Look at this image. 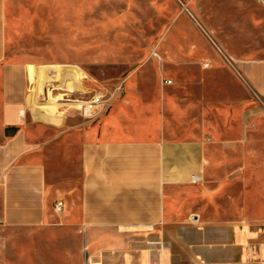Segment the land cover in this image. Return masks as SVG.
I'll return each instance as SVG.
<instances>
[{
    "label": "crops",
    "instance_id": "0c3cea01",
    "mask_svg": "<svg viewBox=\"0 0 264 264\" xmlns=\"http://www.w3.org/2000/svg\"><path fill=\"white\" fill-rule=\"evenodd\" d=\"M186 8L241 78L202 39L124 23L84 59L122 73L86 118L58 100L104 89L85 70L11 64L0 47V227L19 264H188L168 254L192 253L193 237L194 264H264V119L250 115L251 94L264 99V1Z\"/></svg>",
    "mask_w": 264,
    "mask_h": 264
},
{
    "label": "rangeland",
    "instance_id": "374dc122",
    "mask_svg": "<svg viewBox=\"0 0 264 264\" xmlns=\"http://www.w3.org/2000/svg\"><path fill=\"white\" fill-rule=\"evenodd\" d=\"M124 23L144 26L143 36L149 34L155 41L165 28H170V33L177 38L202 39L212 53L203 48L201 54L207 53L212 60L217 59L218 65L238 72L241 78L237 65L209 32L202 29L195 15L189 13L186 0H0V47L11 64L76 65L85 70L92 81L99 82L98 88H104H100L102 93L110 96L121 82V69L113 63L100 65L84 59L97 53L100 43L118 37ZM34 58L39 61L34 62ZM203 62L213 64L209 60ZM220 76L226 79L224 73ZM251 100L254 103L250 105L251 117L264 119V99L252 93ZM4 230L0 227V264H19L18 254L3 244L7 240L3 236L10 235ZM19 240L14 239L11 246H18ZM50 240L38 239L37 244H50ZM60 240L63 246L74 244L73 239ZM184 240L191 242L192 253L175 256L172 253L177 248L172 246V253L168 254L170 262L180 256L186 258V263L194 264L198 258L193 248L197 239ZM43 256L50 258L49 254Z\"/></svg>",
    "mask_w": 264,
    "mask_h": 264
},
{
    "label": "built area",
    "instance_id": "2783aa9c",
    "mask_svg": "<svg viewBox=\"0 0 264 264\" xmlns=\"http://www.w3.org/2000/svg\"><path fill=\"white\" fill-rule=\"evenodd\" d=\"M166 83H171L167 80ZM46 90L50 93H57L55 97L58 98V94L65 89L64 83L60 79H54L46 85ZM120 86L117 87V90ZM65 100L73 103L77 111L86 118H95L99 113L106 111L109 108V96L101 91L91 93L86 98L66 96V93L58 100ZM196 180V178H194ZM62 201H57L55 204V210L60 211L62 208Z\"/></svg>",
    "mask_w": 264,
    "mask_h": 264
},
{
    "label": "water",
    "instance_id": "95a60500",
    "mask_svg": "<svg viewBox=\"0 0 264 264\" xmlns=\"http://www.w3.org/2000/svg\"><path fill=\"white\" fill-rule=\"evenodd\" d=\"M262 1H264V0H262Z\"/></svg>",
    "mask_w": 264,
    "mask_h": 264
}]
</instances>
